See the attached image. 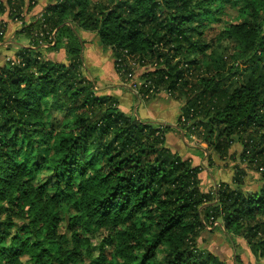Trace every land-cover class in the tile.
<instances>
[{"label": "trees", "instance_id": "16d2710c", "mask_svg": "<svg viewBox=\"0 0 264 264\" xmlns=\"http://www.w3.org/2000/svg\"><path fill=\"white\" fill-rule=\"evenodd\" d=\"M25 2L0 0V14ZM38 14L0 64V264H226L198 245L213 224L264 262V0H53ZM78 29L122 80L143 68L141 99L179 102L176 124L96 94ZM172 128L232 160L230 178L202 190L201 166L166 142Z\"/></svg>", "mask_w": 264, "mask_h": 264}, {"label": "rangeland", "instance_id": "374dc122", "mask_svg": "<svg viewBox=\"0 0 264 264\" xmlns=\"http://www.w3.org/2000/svg\"><path fill=\"white\" fill-rule=\"evenodd\" d=\"M96 1V0H92ZM28 0L25 2V8L27 5ZM34 2V6L28 10L27 13H23V15L16 16L9 14L8 11H6V24L10 23L12 26H10L11 29H8L6 27L2 20H0V30L2 29L5 31V28L7 31V39H16L18 46L20 43H28V39L25 37V33H21V30L24 28L25 25L30 23L34 18L38 17V12L41 11L45 6H48L53 2V0H32V3ZM38 11V12H36ZM222 12H226V16L224 19H231L234 20V16H236V12L234 9H222ZM220 13L219 16H223V13ZM1 15V14H0ZM21 21V22H20ZM215 25V24H214ZM218 25V24H216ZM78 34L80 38L84 40V43H86L88 48V53L86 50H84V53L82 54V59L85 60L89 64L93 61H107L110 62L111 52L107 48H102L98 43V38L93 32L84 31L81 29H78ZM212 34V33H211ZM4 37V35H3ZM83 43V44H84ZM9 46H6L4 53L2 55V59L5 60V58L9 57L12 58L15 55L16 50H18L17 46L16 48H12L10 44H7ZM41 51H47L45 52L47 55H50L53 59H65L64 62L68 61L67 57L65 55L64 49H59L58 51H51L45 50L46 46H42ZM83 51V49H82ZM65 57V58H64ZM113 61V60H112ZM107 62H104L106 65ZM2 61H0V64ZM86 66L84 61L82 62L83 67L86 69V76L91 80L93 83V87L96 90V94L98 95H105L102 92V89H100L98 84L96 83L95 78L93 77V72L95 75H99L100 73L103 74V71L101 70V64H98V62H93V64ZM114 66V65H113ZM143 70V68H138L137 71H135V75L138 79V75ZM119 76V75H118ZM120 78V76H119ZM120 81L124 85V89L120 91L121 93L117 94H106V95H112L116 97L118 100V106L120 109H122L125 113L130 114L134 117H137L138 119H142L137 114V106L138 103H146V102H153L154 105H163L167 104V108H161L160 106H157V109H159L158 113H160L162 110V114H165L168 120H172L175 117H177V113L179 111L178 105L179 102L174 100L172 97L167 95L166 93H159L156 95V97H153L151 99H148L145 101L144 98H140V95H138V89H134L133 87H130L129 84L125 81H123L120 78ZM138 83L140 85L139 79ZM121 88V87H120ZM124 93H131L133 95V104H131L130 109H126L124 107H120V100L121 97H126ZM176 114V115H175ZM61 112L54 113V119H58V117H61ZM176 124V120H175ZM166 142L170 146V148H174L172 150H175V146L181 145L183 147V150L185 152H191L194 155H198L202 157L201 161V171L199 173V180H200V187L202 190L206 191L215 186L217 182H221L224 180H228L229 176L232 173V165L234 162L230 159H220L216 155H212L210 159L207 157V150H206V143L200 139H198L195 135H189L185 134L182 130L176 128L171 129L169 132L166 133ZM239 146L237 144H233L230 148V152L233 153L234 151H239ZM179 152V151H178ZM255 178L254 175L247 177L245 187L249 188H255V185L253 183V179ZM215 224L211 226H207V229L201 233V236L198 238V245L202 248H207L212 251H217L219 256L222 260L225 261L226 264H264L263 261H256L255 257L250 253L249 248L244 242H238V243H232L231 240L228 238V236L222 231V229L218 226H214ZM63 225L60 227V231L62 230ZM99 235V234H98ZM100 237L93 238L90 242L94 247H99L96 241H99ZM113 245L109 243L107 246V249H105L104 253L107 255V257L114 259L112 255V247ZM95 253V252H94Z\"/></svg>", "mask_w": 264, "mask_h": 264}, {"label": "crops", "instance_id": "0c3cea01", "mask_svg": "<svg viewBox=\"0 0 264 264\" xmlns=\"http://www.w3.org/2000/svg\"><path fill=\"white\" fill-rule=\"evenodd\" d=\"M36 12H38V11H36ZM6 16H7L6 12H4L3 14L0 15V20H2V22L4 24H6V22H7L6 21ZM5 26L8 27V29H11L10 26H12V25L10 23H8ZM7 31L8 30L5 28V31L3 33L4 34V40L2 42H0V61H3L2 55L4 53H6V52L2 53V51H4L6 46H9L7 44H10V46L12 48H16V46L18 48V43L19 42L17 43L16 39H14V40L11 39V38L7 39V36H8L7 35ZM20 45L27 46L28 43L27 44L26 43H20ZM82 49H83L82 54L84 53V50H86V51L88 50L86 43L83 44V48ZM87 53H88V51H87ZM83 61L86 64V66H88L90 64V62H89V64L87 62H85L84 59H83ZM93 62H98V64H96V65H100L101 64V67H102L101 70L103 71V74L100 73L99 75H95L93 72H91V73L93 74V77L95 78L96 83L98 84V86H100L99 88L102 89L103 94H117V93H121L120 91H122V89H124V85L120 81V78H119L117 72L115 71V68L113 66V61L111 60V58H110V62L109 63L107 61H93ZM93 62H91V64H93ZM104 62H107V64L105 65ZM123 94L126 97H122V95H121V97L119 98L120 107H124L126 109H130L131 104H133V98L134 97H133V95L131 93L128 94V93H124L123 92ZM157 106H160L161 108H167L168 105L164 104L163 107H162V105H154L153 102H149V101L146 102V103H138L137 114L143 120L157 121V122L167 123V124H170V125L174 126L176 117L174 119H172V120H168L166 115H165L166 113L162 114V110H160L161 112L158 113L159 109H157ZM178 108H179V105H178ZM172 149H174V148H172ZM175 150L179 151L184 157L190 158L191 162L194 165H200L201 164L202 157H200V156H198L196 154L194 155L191 152H185L181 145L177 144L175 146ZM229 178H230V176H229Z\"/></svg>", "mask_w": 264, "mask_h": 264}, {"label": "built area", "instance_id": "2783aa9c", "mask_svg": "<svg viewBox=\"0 0 264 264\" xmlns=\"http://www.w3.org/2000/svg\"><path fill=\"white\" fill-rule=\"evenodd\" d=\"M39 15V14H38ZM5 59H8V60H11L12 58H5ZM134 63V62H133ZM133 63L131 62V71H128L125 73V79L123 81L127 82L129 84L130 87H133L134 89H137L138 86H139V83H138V79L135 75V69H134V66ZM117 67H115V71L117 72V74L121 77V75L124 74V68L119 64L116 65Z\"/></svg>", "mask_w": 264, "mask_h": 264}]
</instances>
